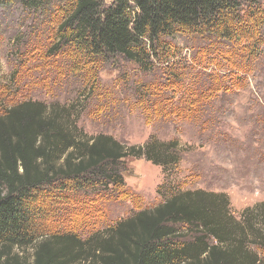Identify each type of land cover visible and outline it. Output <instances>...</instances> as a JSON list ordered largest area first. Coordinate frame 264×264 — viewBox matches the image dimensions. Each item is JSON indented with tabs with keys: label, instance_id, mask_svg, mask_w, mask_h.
Listing matches in <instances>:
<instances>
[{
	"label": "trees",
	"instance_id": "trees-1",
	"mask_svg": "<svg viewBox=\"0 0 264 264\" xmlns=\"http://www.w3.org/2000/svg\"><path fill=\"white\" fill-rule=\"evenodd\" d=\"M20 1L34 5L42 0ZM103 1L69 0L49 53L71 52L72 60L89 71L121 60L144 72L162 70L159 80L137 88L154 115L161 108L162 117L201 119L208 102L233 87L223 68L249 72L262 52L264 0H112L108 6ZM177 36L201 40L202 46L191 49L189 66L179 58ZM210 64L222 83L210 80L186 96L183 116V106H173L176 96L163 91L180 87L193 65L200 67L192 83L198 82ZM90 82L88 90H93ZM75 109L74 104L28 99L0 115V264H26V247H33L32 264H264L259 253H264V202L237 218L226 193L205 189L173 190L153 209L86 238L73 232L35 234L33 218L46 217L51 204L57 217L58 208L64 210L60 203H68L66 210L78 208L83 204L77 203L78 195L95 203L89 192L122 186L128 157L162 166L165 175L181 160L176 139L153 135L143 145L127 146L112 135L89 136L79 128Z\"/></svg>",
	"mask_w": 264,
	"mask_h": 264
},
{
	"label": "rangeland",
	"instance_id": "rangeland-1",
	"mask_svg": "<svg viewBox=\"0 0 264 264\" xmlns=\"http://www.w3.org/2000/svg\"><path fill=\"white\" fill-rule=\"evenodd\" d=\"M111 2L103 1L104 6ZM69 9V0H42L34 5L20 0L0 3V115L7 107L28 99L66 107L74 104L77 124L89 136L112 135L127 146L143 145L153 135L162 141L176 139L181 160L176 167L167 168L165 175L162 166L128 157L122 186L89 192L91 197L95 195L91 198L95 203H86L89 196L76 195L78 202H73L83 204L66 210L68 203H60L65 211L59 207L57 217L51 204L46 217L33 218L35 234L73 232L86 238L140 210L153 209L163 202L165 194L179 189L224 192L237 218L245 208L264 202V44L249 72L223 68L221 73L233 87L221 89L205 106L201 119L174 114L162 117V109L154 115L148 103L140 101L137 90L141 84L159 80L162 70L144 72L121 60L90 72L85 64L72 60L71 52L49 53ZM175 41L180 46L179 58L191 65V49L196 43L202 46L201 40L195 43L189 37L177 36ZM199 69L193 65L180 87L168 86L163 91L176 96L173 106H183V116L187 114L186 96L206 87L210 80L222 83L221 76L214 75L215 64H210L193 84ZM90 79L96 85L93 90H88ZM32 252L33 247L25 248L26 264H32Z\"/></svg>",
	"mask_w": 264,
	"mask_h": 264
}]
</instances>
